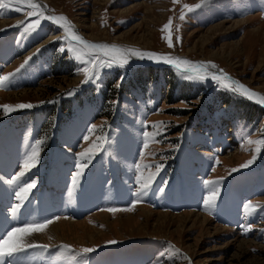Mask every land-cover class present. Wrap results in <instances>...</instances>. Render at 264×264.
<instances>
[{
    "label": "rangeland",
    "instance_id": "rangeland-1",
    "mask_svg": "<svg viewBox=\"0 0 264 264\" xmlns=\"http://www.w3.org/2000/svg\"><path fill=\"white\" fill-rule=\"evenodd\" d=\"M37 3L44 9L47 5L45 16L66 17L87 41L212 62L264 96V0ZM185 5L194 10L189 11ZM17 7L22 10L17 11ZM30 10L15 0H0V75L15 72L32 57L12 88L0 89V180L5 183L12 173L20 171L26 153L37 141L42 142L39 164L23 179L37 178L42 183L46 176L56 174L58 179L72 180L77 154L98 137H108L110 153H98L78 185L74 187L71 181L69 189L81 201H94L101 198L93 193L92 183L102 184L101 192H115L112 182L118 181L127 194L123 201L112 199L116 205L91 208L88 215L77 219L74 217L78 211L64 212L44 231L27 237L28 243H35L33 236L40 237V244L48 245L49 250L29 249L19 255L18 264H264V146L246 142L264 139V106L222 90L211 81L183 79L171 66L154 68L130 63L126 69L104 70L99 87L83 83L84 75L78 71L81 65L67 51L63 29L42 19L35 32H24L36 18L27 15ZM169 19L174 42L171 49L164 39L168 32L162 31ZM235 21L247 22L234 27ZM222 24L223 29L212 31ZM62 46L63 53L58 50ZM69 92L75 94L69 96ZM111 101L119 103L113 105ZM20 103L33 107L4 113L3 105ZM145 121L148 131L160 133L156 136L159 143H150L147 149L142 145ZM157 124L158 130L151 127ZM92 125L96 128L84 141L82 137ZM141 151L145 153L143 160L139 157ZM253 156L255 162L242 168ZM134 162L162 165L151 191L131 211L103 210L131 207ZM221 178L215 207L206 211L204 182ZM165 183L163 192H158ZM48 201H52L51 196L32 208L27 219L40 222L54 215L53 204L52 211L46 208L43 213L40 209ZM145 209L154 216L144 215ZM3 210L9 211L0 201V213ZM81 214L86 213L81 210ZM190 214L196 216L192 220L207 219L210 234L198 222L195 226L189 223L191 220L186 225L181 223V217ZM103 217L109 218L104 221ZM20 219L19 214L7 218L0 237L11 227L25 224L26 212ZM74 224L79 227L73 228ZM60 226L65 227V241L57 243L53 232ZM93 228L103 236L96 242L90 239ZM62 245L71 246L73 251H64ZM85 247L97 250L85 255L81 252Z\"/></svg>",
    "mask_w": 264,
    "mask_h": 264
},
{
    "label": "snow or ice",
    "instance_id": "snow-or-ice-1",
    "mask_svg": "<svg viewBox=\"0 0 264 264\" xmlns=\"http://www.w3.org/2000/svg\"><path fill=\"white\" fill-rule=\"evenodd\" d=\"M177 0H173V3H176ZM17 5H27L31 10L27 12L29 17H36L32 23H29L24 28L25 33L35 32L40 24L42 19H49L53 22L59 24L63 22L61 27L64 29L65 38L69 44L67 51L74 55L75 60L81 65L78 71H81L84 75L83 83H93L98 87L101 82L102 72L104 70H110L114 67L120 69H126L130 65L133 59L139 61H149L157 64H164L173 67L177 74L180 75L183 79L206 83L211 81L218 88L222 90H227L231 93L238 94L239 96L246 98L249 101H254L255 103L264 106V96L249 90L245 85L232 79L227 75L223 70H218L215 63L212 62H193L188 59H181L179 57H174L172 55H162L153 51H141L136 48H121L117 45H109L106 43H92L86 41L82 36L76 34L74 31V26L67 21L64 16H45L44 8L34 0H15ZM189 11L194 10L188 5H185ZM196 7H200L197 5ZM17 11H21L20 7H17ZM180 19H184V15L181 14ZM172 20L169 19L168 23L164 25L162 31L168 32V35L164 37L166 39L168 47L174 48V42L172 39L171 33ZM73 42H76L74 45ZM76 45H82V47H77ZM61 53L65 51L64 47L58 49ZM39 49L37 50V54ZM35 55V54H34ZM32 57H28L15 72L8 73L6 75H0V89L10 90L12 88V83L17 78L18 74L24 69ZM124 76L121 75L120 83L123 82ZM119 86V85H117ZM74 92H69L68 95H74ZM113 105H117L118 101H111ZM33 107L30 103H20L17 105H3L4 113L10 114L13 111L31 109ZM162 123V122H161ZM144 131L142 132L143 140L142 145L144 149H147L150 143H159L156 140V136L159 135V131H148V125L145 121ZM153 129H159L160 125H152ZM166 127V126H165ZM96 126L92 125L88 129V134L83 136L84 141H88L90 136L93 134ZM248 144L255 143L259 146H264V139L246 141ZM41 141H37L36 146H33L30 152L26 153L25 158L23 159L20 165V171L16 173L11 179L5 181L9 186L14 189V198L16 203L11 206V214L13 216L17 215L20 210L24 207L25 203L29 201L33 189L37 187L38 179L32 178L28 180H23L26 176V173L31 171L33 168H36L39 164V155ZM110 139L108 137L100 138L98 137L89 148L80 152L76 156L75 172L72 176L73 186H77L80 182V179L85 175V170L88 169L93 161L95 160L98 153L109 154L111 149L107 147L110 145ZM257 152L260 151L258 147ZM140 160L145 158V153L141 151L139 153ZM103 159V157H102ZM256 157L253 156L252 160H249L247 163L241 165L242 168H248L255 162ZM134 172V188L131 207L128 208H118L110 207L103 209L112 213L118 211H131L138 203L143 201V198L147 195L152 188V182L161 171L162 165H150V164H141L139 162H134L132 165ZM155 167V171L151 169ZM238 169H233L232 171H237ZM214 171V169H213ZM144 173H148L145 177ZM2 179V178H0ZM205 187L207 189V194L204 197L203 203L206 211H211L215 207L216 201L219 198L221 191V180H206ZM166 183L157 189L158 192H163ZM250 203V202H249ZM247 207V205H246ZM67 218V217H65ZM60 219L59 216L48 217L40 222H26L23 225H16L11 227L5 232V234L0 237V264H18L19 255L26 252L29 249H38L41 252H46L49 250L48 245H41L36 243H28L26 238L33 233L44 231L49 224L54 222V220ZM110 244L116 243V241H110ZM66 252H72L71 246L62 245L60 246ZM171 247V246H170ZM97 249L85 247L81 249V252L85 255L90 254ZM163 255V254H162Z\"/></svg>",
    "mask_w": 264,
    "mask_h": 264
},
{
    "label": "bare ground",
    "instance_id": "bare-ground-1",
    "mask_svg": "<svg viewBox=\"0 0 264 264\" xmlns=\"http://www.w3.org/2000/svg\"><path fill=\"white\" fill-rule=\"evenodd\" d=\"M36 2H37V0H35ZM40 5L44 8V5H42L41 3H40ZM46 6V9H44V10H47V5H45ZM48 11V10H47ZM44 12H46V11H44ZM47 13V12H46ZM52 15V14H51ZM53 17H58V16H56V15H52ZM49 22L51 23V24H53L54 26H57L58 28H61V29H63V27H61V25L63 24V22H60L59 24H57V23H55V22H53L52 20H49ZM247 22V21H246ZM245 21H235V22H233V25L232 26H234V27H236V26H240L241 24H244V23H246ZM225 27V25L224 24H222V25H218V26H216V27H214V29H212V31H214V30H219V29H223ZM63 31H64V29H63ZM74 31L76 32V34L78 33V30H77V28L76 27H74ZM79 34V33H78ZM80 36H82L81 34H79ZM151 36H152V34H150ZM128 36H131V33H129L128 35H127V37ZM125 39H127L126 37L124 38V40ZM88 39H86V41H87ZM140 40H143V41H145L146 40V42H147V38L145 39V37H141L140 38ZM88 42H92V43H102V42H94V41H88ZM76 43V42H75ZM149 44V43H148ZM82 46V45H81ZM186 58V57H185ZM131 64H134V65H138V66H146V67H161V66H165V67H169L168 65H164V64H157V63H153V62H149V61H147V60H145V61H139V60H136V59H133L132 61H131ZM130 64V65H131ZM133 65V66H134ZM137 67V66H136ZM217 69L218 70H223V69H221V68H219L218 66H217ZM224 71V70H223ZM227 74V73H226ZM228 75V74H227ZM232 79H234V80H236L237 81V79H235L234 77H232V76H230ZM241 83V82H240ZM243 84V83H242ZM244 85V84H243ZM246 86V85H245ZM247 87V86H246ZM251 90V89H250ZM253 91V90H252ZM255 92V91H254ZM256 93H259V92H256ZM8 152V150L7 149H5L4 150V153H5V155H8L9 153H7ZM11 159V158H10ZM12 160V159H11ZM3 205H5L6 206V204L5 203H3ZM143 214L144 215H146V216H148V218L149 217H153L154 215H153V213H151V212H149V211H147L146 209H145V211L143 212ZM162 217L163 218H165V219H167V218H169V216L168 215H162ZM194 217H196L195 215H193V214H190V215H188V217H186V218H184V217H181V219H180V221H181V223H183V224H188V221L189 220H191V222H189L190 224H192V226H195V222H198V224H200V226L202 227H205L204 228V232L205 233H208V234H210L209 233V231H208V229L206 228V226L208 227H210L211 225H210V223L208 222V220L207 219H203V221L201 222L199 219H196V220H192V218H194ZM108 218L109 217H107V218H104L103 217V220L104 221H106V220H108ZM199 220V221H198ZM125 221H123V223H124ZM131 222V221H130ZM113 223H107V225H109V226H111ZM73 226V228L75 227V226H77V227H79V225H76V224H74V225H72ZM57 227V226H56ZM52 229V228H51ZM64 229H65V227L64 226H60L57 230H55L54 232H53V237H55V240H57V243H61V242H63V241H65V237H64ZM38 234V233H37ZM43 234V233H42ZM102 233L100 232V231H98L97 229H95V228H93V234H91L90 235V239H91V241L93 242H96V239H97V237H101L102 235H101ZM50 235V234H49ZM46 237V236H45ZM103 237V236H102ZM34 240H35V243L37 244V243H39L40 244V242L42 241V239H40V237H32ZM50 238V237H49ZM48 239V238H47ZM26 240H27V238H26ZM37 241V242H36ZM34 243V242H33ZM54 243V242H53Z\"/></svg>",
    "mask_w": 264,
    "mask_h": 264
}]
</instances>
